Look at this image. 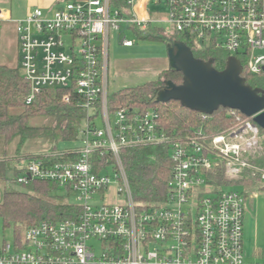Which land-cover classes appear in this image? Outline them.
Here are the masks:
<instances>
[{
    "label": "built area",
    "instance_id": "1",
    "mask_svg": "<svg viewBox=\"0 0 264 264\" xmlns=\"http://www.w3.org/2000/svg\"><path fill=\"white\" fill-rule=\"evenodd\" d=\"M151 2L162 0H141L139 9V0L121 7L114 0H57L48 14L35 9L14 22L20 69L30 88L26 103L45 90H62L66 102L77 99L87 112V126L83 148L66 157L56 154L59 161L31 160L16 180L53 182L77 194L72 216L28 228L20 242L0 250V264H261L245 256L247 196L216 183L220 174L234 182L252 169L250 159L262 149L260 128L248 121L228 135L208 138L199 130L173 141L154 111L112 110L110 45L112 34L123 28L169 25L190 38L195 52L223 50L242 58L250 74L261 75L264 0H166L169 20H153ZM8 20L0 12V28ZM122 44L135 42L124 38ZM144 146L170 148L172 177L161 203L134 199L121 159L123 150ZM97 154L105 162H94ZM110 167L115 181L104 174ZM259 180L264 184V171ZM112 187L117 203L94 201ZM94 241L101 243L100 253Z\"/></svg>",
    "mask_w": 264,
    "mask_h": 264
},
{
    "label": "trees",
    "instance_id": "2",
    "mask_svg": "<svg viewBox=\"0 0 264 264\" xmlns=\"http://www.w3.org/2000/svg\"><path fill=\"white\" fill-rule=\"evenodd\" d=\"M125 2L126 0H114L117 7L126 6ZM133 32L142 40H158L167 45L182 41L191 48L196 58L204 61L214 60V67L219 71L226 69L231 57L229 53L220 49H212L204 53L195 52L189 37L176 32L168 33L163 27L149 30L134 29ZM237 58L243 67L242 77L246 79L247 84L264 92V74H250L246 62L242 58ZM183 78L181 72L169 68L163 71L155 82L112 94L111 109L134 108L143 112L154 111L160 126L173 141H186L195 137L199 130L208 138L228 135L242 124L253 121L240 111L228 108L221 107L212 115H203L183 107L178 101L158 102L159 91L165 88L168 81L182 85ZM29 90V84L24 79L19 66L0 65V143L5 147V154L12 144H15V157L19 158L21 149L29 141H50L52 144H57L61 141L77 140L82 124L87 119V112L79 105L77 99H72L68 103L64 100V91L45 90L28 105L26 97ZM45 121L50 122V125L44 123ZM260 133L264 135V130L261 128ZM262 149L250 159L253 168L246 170L242 175L248 183L260 179L261 171H264ZM75 151L61 152L53 149L44 154L26 156L25 160L29 162L50 156L51 160L59 161L60 157L55 156L56 154H63L66 157L68 154L73 155ZM121 159L137 202L157 204L167 199L168 184L173 170L169 146L125 149L121 153ZM93 161L105 162V156L97 154L93 157ZM17 168L18 166L9 162L6 155L1 157L0 181L7 180L10 171L18 174ZM216 183L227 185L232 182L224 181L223 174H220ZM23 185L29 186L31 193L6 190L3 202L0 204V222L4 228L13 229L17 242L24 238L26 230L30 227L43 223H57L72 216V210L76 205L53 194L59 189L57 184L33 180Z\"/></svg>",
    "mask_w": 264,
    "mask_h": 264
},
{
    "label": "rangeland",
    "instance_id": "3",
    "mask_svg": "<svg viewBox=\"0 0 264 264\" xmlns=\"http://www.w3.org/2000/svg\"><path fill=\"white\" fill-rule=\"evenodd\" d=\"M155 1V0H152ZM148 14L151 15L153 20H169V7L166 0H162L159 5L150 3L148 6ZM168 33H173V29L168 25L164 26ZM122 32H115L111 36L110 45V93L120 92L124 89H129L150 82L158 80L159 75L156 71H161L168 62V48L164 42L158 40H142L138 38L132 31L123 28ZM134 41L135 46L128 48L123 46L122 40ZM16 38L8 35L7 38H0V62L6 61L12 63L13 67H20L19 58L20 50L17 46ZM122 64H130L129 69H124ZM22 73V71H21ZM96 125L98 129H103L104 125L102 118H97ZM40 123V122H39ZM44 123L50 122L45 121ZM87 126L83 122L81 133L77 140L61 141L57 144H52L50 141H29L21 149V157H15V144L9 146L4 150V145L0 143V158L6 157L13 165L18 166V174L10 171L7 174V180L0 181V204L3 202L4 193L6 190H19L23 192H30L29 186L21 185L18 183L17 178L23 176L22 168L25 167L28 161L26 156L44 154L50 150L56 149L61 152H68L71 150H79L84 147V134L82 130ZM1 140V139H0ZM264 153V135H262ZM29 157V158H30ZM14 159V160H13ZM253 168V167H252ZM259 172V170H255ZM262 172V171H261ZM105 175L111 177L115 181V172L112 167L104 172ZM255 176V175H254ZM243 177L237 181L227 184L223 187L224 191H233L245 194L248 198L245 210V223H244V246L245 256L250 262H257L264 264V184L257 180L248 183ZM224 181L226 178L224 177ZM226 183V182H225ZM54 195L61 197L64 201L71 204H78L77 194H70L65 188H59L53 192ZM104 195L97 194L94 197L96 203H103V199L108 203H117L118 200L115 196V189L112 187L108 193ZM14 231L11 228H4L0 222V250L5 245L15 244ZM94 245L98 253L101 251V243L94 241Z\"/></svg>",
    "mask_w": 264,
    "mask_h": 264
},
{
    "label": "water",
    "instance_id": "4",
    "mask_svg": "<svg viewBox=\"0 0 264 264\" xmlns=\"http://www.w3.org/2000/svg\"><path fill=\"white\" fill-rule=\"evenodd\" d=\"M168 55L170 68L183 74V84L168 81L159 91L158 102L178 101L203 115H212L221 107L237 110L264 130V92L247 84L238 59L230 57L226 69L219 71L214 60L196 58L182 41L168 45Z\"/></svg>",
    "mask_w": 264,
    "mask_h": 264
},
{
    "label": "crops",
    "instance_id": "5",
    "mask_svg": "<svg viewBox=\"0 0 264 264\" xmlns=\"http://www.w3.org/2000/svg\"><path fill=\"white\" fill-rule=\"evenodd\" d=\"M56 2L57 0H0V12L5 13L11 20V21L9 20L4 21L2 27L0 28V38L1 39L7 38L8 35H11L12 38L14 37L16 38L17 42L16 41L15 42L17 46H19V37L17 35L16 26L14 22L25 19L29 15V13L35 9H42L45 13L48 14L51 10L55 8ZM140 3L141 0H139L138 9L140 8ZM15 42L13 41V43ZM19 64H20V58H19ZM0 65L13 67L12 63L6 61V59H4V62H0ZM122 66L124 67V69H129L130 64H122ZM169 68H170V60L168 55V62L165 65V67L161 71H156V72H158L159 74Z\"/></svg>",
    "mask_w": 264,
    "mask_h": 264
}]
</instances>
